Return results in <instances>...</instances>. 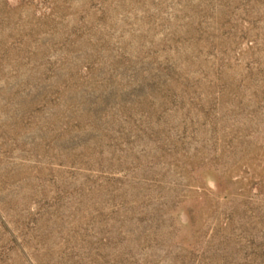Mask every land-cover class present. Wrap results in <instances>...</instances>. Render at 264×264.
Returning <instances> with one entry per match:
<instances>
[{"label": "rangeland", "instance_id": "374dc122", "mask_svg": "<svg viewBox=\"0 0 264 264\" xmlns=\"http://www.w3.org/2000/svg\"><path fill=\"white\" fill-rule=\"evenodd\" d=\"M0 264H264V0H0Z\"/></svg>", "mask_w": 264, "mask_h": 264}]
</instances>
